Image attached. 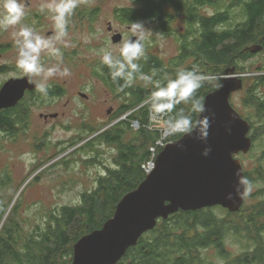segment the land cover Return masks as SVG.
<instances>
[{
    "label": "trees",
    "instance_id": "trees-1",
    "mask_svg": "<svg viewBox=\"0 0 264 264\" xmlns=\"http://www.w3.org/2000/svg\"><path fill=\"white\" fill-rule=\"evenodd\" d=\"M134 2L136 7L116 10L120 22L130 25L131 22H156L158 30L164 35L174 36L179 46L177 56L168 64L150 53L145 54L139 61L144 73L151 75L155 71L156 79H161L165 74L174 77L180 68L215 75L224 74L226 69L232 67L245 72L246 69L238 64L240 60L247 58L246 47L264 38V3L258 0ZM206 7H214L216 14L204 15L201 10ZM83 16L93 18L90 11ZM182 16H187L186 25L184 30L178 31L174 24ZM5 50L0 47V52H6ZM201 68H206V71H200ZM8 69L9 67L0 66V74ZM260 70L263 71L264 68ZM94 75L113 92H120L125 96L115 118L120 119L129 114L126 120L118 121L74 152L90 155L98 153L101 145L114 147L118 151L117 168H108L107 178H100L96 190L83 195L81 206L63 207L55 211L48 228L44 231L37 230L30 237L13 221L21 202L10 209L9 204L1 201L0 224L7 214L8 223L0 231V264H72L68 258L74 256V244L93 231L102 229L108 219L114 216L123 197L137 189L146 179L143 165L152 154L149 150L161 136L159 131L149 129L150 112L145 101L152 87L138 80L128 85L123 80L114 82L107 66L102 63ZM214 80L205 82L197 92L203 103L206 96L217 89V84L208 83ZM263 82L264 77L259 78L257 86ZM64 92L59 86H50L48 96L45 97L35 90L16 107L1 111L0 132L15 136L17 129L28 121L33 106L48 99L63 97ZM249 104L257 109L256 119L264 128V100L251 98ZM181 108L187 113V105L177 106V110ZM135 122L140 123L141 128L138 131L132 128ZM106 126L89 129V135L101 132ZM129 136H132L131 139H128ZM171 137L173 142L182 138ZM256 137H252L254 143L257 141ZM83 141L84 136L81 135L72 140L70 146L77 147ZM86 160L87 163L93 162ZM244 173L252 184L256 180L264 182L262 169ZM38 178L39 176L35 180ZM8 181L10 180L7 176L1 183H9ZM247 198H257L260 202L249 206L244 204L234 214L215 207L190 212L180 211L168 220H159L156 228L129 249L118 264H264V190L256 195L249 193ZM230 240L241 247V252L236 257L228 251L227 242ZM211 251L216 252L215 255H210Z\"/></svg>",
    "mask_w": 264,
    "mask_h": 264
},
{
    "label": "rangeland",
    "instance_id": "rangeland-1",
    "mask_svg": "<svg viewBox=\"0 0 264 264\" xmlns=\"http://www.w3.org/2000/svg\"><path fill=\"white\" fill-rule=\"evenodd\" d=\"M23 2L26 7L25 17L21 23L32 27L45 37H52L55 32L52 13L45 7L49 0H23ZM132 7H136L134 0H79L73 17L69 19L68 36L62 42L56 43V47L61 50L62 61L59 57L46 52L41 53V61L45 66L60 64L62 68L67 67L70 70L71 74L67 77L56 76L49 80L50 86L63 87L64 96L48 99L38 106H33L28 121L17 129L15 136L0 132V202L9 204L10 209L21 202V207L13 221L22 227L28 237L37 230L47 229L55 211L63 207L81 206L83 195L95 191L100 178H107L108 168H117L118 151L114 147L101 145L99 154L94 152L90 155L74 151L118 121L126 120L129 114L120 119L109 118L107 113L109 110L120 112L125 96L120 92H113L94 74L102 63L103 52L111 50L114 54H118L120 43L128 40L123 36L121 42L114 43V36L109 33L110 26L112 25L113 30L121 35H132L129 30L131 25L124 24L116 18L117 9ZM83 10L84 13L90 11L93 18L86 17L84 21H79L78 18H81ZM201 12L206 16L216 14L214 7H206ZM76 13L79 14L75 15ZM231 15L234 16L232 13ZM143 25L145 29L142 42L145 54L156 55L168 64L179 51L176 38L161 33L156 22ZM174 26L178 31L182 30L185 27L183 19L179 18ZM19 27V24L8 28L0 26V47L6 49V52H0V66L9 67L8 71L0 74V87L11 78L25 75L15 67L16 46L12 33ZM136 34L137 32L134 33ZM238 66L246 71L236 70L234 76L239 79L246 77L244 86L248 91L242 88L234 92L233 106L246 119L251 120L253 129L257 127V137L251 134V137H256L257 141L253 142L247 154H240L238 159L242 161L245 171L250 173L257 169L264 171V128L256 119L257 109L249 104L248 99L249 91L252 93L256 91L252 98L264 100V85H262L264 82L257 86L258 79H256L264 77V70H260L264 68V52L248 61L240 60ZM200 71L205 72L206 68H201ZM225 71L221 75L205 74L219 78L208 83H220L226 78ZM81 93L86 97L82 98ZM51 115L57 116L51 118ZM45 116H48V119H45ZM104 125L107 126L101 132L89 135L91 133L89 129H100ZM150 125L153 129H156V125L162 129L160 122H153ZM132 128L138 131L134 125ZM81 135L84 136L83 143L72 148L70 146L72 140ZM131 137L129 136L128 139ZM65 148H68L67 151L62 152ZM25 153L29 154L27 160L21 159ZM86 159L93 162L87 163ZM41 165L44 166L37 170ZM7 176L9 183H1ZM38 176V180H35ZM262 190H264V182L256 180L252 184L250 194L256 195ZM245 199L246 206L260 202L256 200L257 198ZM7 219L8 214L1 221L0 231L3 225L8 223ZM227 243L228 251L234 257L238 256L241 247L233 240ZM215 253L211 251L210 255ZM71 258L68 259L73 263Z\"/></svg>",
    "mask_w": 264,
    "mask_h": 264
},
{
    "label": "water",
    "instance_id": "water-1",
    "mask_svg": "<svg viewBox=\"0 0 264 264\" xmlns=\"http://www.w3.org/2000/svg\"><path fill=\"white\" fill-rule=\"evenodd\" d=\"M122 38L123 35L115 34L113 42L117 44ZM246 50L257 53L263 47ZM235 72L234 68L226 70L222 87L205 98L206 109L215 114L207 144L194 134L162 149L155 170L137 189L123 197L102 229L74 244L72 264H118L129 249L156 228L159 220H168L180 211L221 207L234 214L242 209L247 195L236 194L238 176H245L238 156L251 150L253 139L249 136L250 124L230 101L231 94L243 88ZM26 91H35L27 76L8 80L0 89V112L16 107ZM205 147L211 148L207 157L201 155Z\"/></svg>",
    "mask_w": 264,
    "mask_h": 264
},
{
    "label": "clouds",
    "instance_id": "clouds-1",
    "mask_svg": "<svg viewBox=\"0 0 264 264\" xmlns=\"http://www.w3.org/2000/svg\"><path fill=\"white\" fill-rule=\"evenodd\" d=\"M79 0H49L45 5L52 13L54 23V35L45 37L32 27L21 23L25 17V3L23 0H0V26L20 25L19 29L12 33L16 46L15 67L23 72L29 82L34 83L35 90L43 96H48L53 77H67L70 70L61 67L60 64L45 66L41 61V53L59 57L62 61L61 50L56 47L57 42H62L68 36L69 19L78 7ZM131 29L137 32V38L124 40L120 43L118 54L107 50L103 52L101 62L107 66L109 75L114 82L123 80L126 85L134 81L150 84L152 90L145 101L149 105V112L153 119L161 122V135L169 136H193L207 144V137L215 114L206 109L202 98L197 96L206 81L219 78L208 76L197 71L180 68L174 77L165 74L161 79H156L155 71L151 75L142 71L141 61L145 57L142 22H131ZM36 78V79H33ZM217 88L222 87L217 83ZM187 105V113L184 109H178V105ZM208 112L207 115L204 113ZM182 148L183 146L180 145ZM211 152L210 147H205L201 155L207 157ZM29 154L25 153L21 159L27 160ZM252 191V182L243 175L238 176L236 182V194L244 197ZM231 198V196H229Z\"/></svg>",
    "mask_w": 264,
    "mask_h": 264
},
{
    "label": "flooded vegetation",
    "instance_id": "flooded-vegetation-1",
    "mask_svg": "<svg viewBox=\"0 0 264 264\" xmlns=\"http://www.w3.org/2000/svg\"><path fill=\"white\" fill-rule=\"evenodd\" d=\"M259 2H261V3H264V0H258ZM77 14H79V13H76L75 15H77ZM84 10H83V13H82V17L81 18H78V20L79 21H84ZM186 17L187 16H182L181 18L183 19V23L186 25ZM116 18L118 19V17L116 16ZM180 18V19H181ZM119 20V19H118ZM129 30H130V32H132L131 34L132 35H124V34H122L123 36H126L127 38H128V40L130 39V38H133V37H136L137 36V34L136 35H134V33L136 32V31H134V30H132L131 29V26H130V28H129ZM182 30H184V28L182 29ZM109 33L110 34H112L113 36H115V34H120V33H118L116 30H113V28H112V25L110 26V28H109ZM183 32V31H182ZM262 46L263 47V50L262 51H259V52H257V53H253V52H251V51H249V50H246V54H245V56H247V58H245L244 60L245 61H248V60H250V59H252V58H255V57H257L258 56V54H261V53H263L264 52V38L261 40V41H258V43H253V44H251V45H248L247 47H246V49L247 48H252V49H254V48H256L257 46ZM234 69H236V67L234 68ZM237 70V69H236ZM25 76L26 75H24L23 77L25 78ZM23 77H20V78H23ZM245 78L246 77H243V79H241L242 81L241 82H243V88H245L246 89V87L244 86L245 85V83H244V81H245ZM259 78L260 77H257L256 79H258L259 80ZM223 82V79L220 81V83L219 84H223L222 83ZM55 86H59V87H61V88H63L61 85H54L53 87H55ZM221 87H219V88H217L216 89V91L217 90H219ZM247 91H248V89H246ZM34 91H26V94H25V97H24V99L22 100V102H24L32 93H33ZM256 92V91H255ZM255 92H251V91H249V100L252 98V97H254L255 96ZM235 93H233V94H231V97H230V101H231V104H232V106H233V101H234V95ZM84 93H81V97L83 98L84 96ZM61 98V97H60ZM21 102V103H22ZM233 108H234V106H233ZM108 116H109V118L111 119H114L116 116H117V114H118V110L116 111V110H113V109H111V110H109L108 112ZM239 113V112H238ZM240 115H242L241 113H239ZM46 117V116H45ZM48 117V116H47ZM245 121H248V123L250 124V134H249V136L251 137V134H253L254 136H256L257 134H256V129H257V127H256V129H255V127H254V129H253V125H252V123H251V120H249V119H246L243 115L241 116ZM48 119V118H47ZM252 138V137H251Z\"/></svg>",
    "mask_w": 264,
    "mask_h": 264
},
{
    "label": "built area",
    "instance_id": "built-area-1",
    "mask_svg": "<svg viewBox=\"0 0 264 264\" xmlns=\"http://www.w3.org/2000/svg\"><path fill=\"white\" fill-rule=\"evenodd\" d=\"M212 1H216V0H212ZM153 122H160L157 119H153L152 115L150 114V124H152ZM161 123V122H160ZM140 123L139 122H135L133 125L134 127L138 130L140 129ZM149 124V129L150 130H156L159 131L161 134V129H159L160 127H157V125L155 126L156 129H153V126ZM171 136L169 137H163L162 135L160 136V139L158 140V142L156 143V145L150 150L151 151V156L149 158V160L145 163V165L143 166V169L146 173V175L151 174L154 170H155V166H156V160L158 158V155L160 153L161 149H164L168 144L172 143L171 141Z\"/></svg>",
    "mask_w": 264,
    "mask_h": 264
}]
</instances>
